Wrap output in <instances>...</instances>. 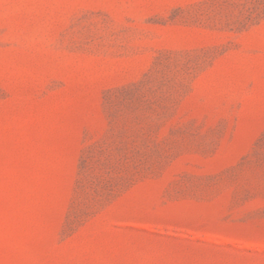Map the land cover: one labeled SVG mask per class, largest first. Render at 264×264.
Listing matches in <instances>:
<instances>
[{"label": "rangeland", "instance_id": "rangeland-1", "mask_svg": "<svg viewBox=\"0 0 264 264\" xmlns=\"http://www.w3.org/2000/svg\"><path fill=\"white\" fill-rule=\"evenodd\" d=\"M0 264H264V0H0Z\"/></svg>", "mask_w": 264, "mask_h": 264}]
</instances>
